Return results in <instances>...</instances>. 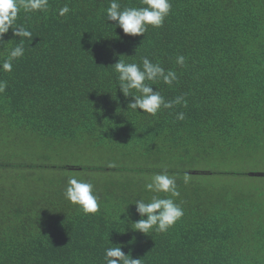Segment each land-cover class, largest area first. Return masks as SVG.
Here are the masks:
<instances>
[{
  "label": "trees",
  "instance_id": "1",
  "mask_svg": "<svg viewBox=\"0 0 264 264\" xmlns=\"http://www.w3.org/2000/svg\"><path fill=\"white\" fill-rule=\"evenodd\" d=\"M170 2L164 24L144 36L107 21L109 0L20 10L17 24L32 40L13 70L0 72L8 84L0 94V264H103L111 243L143 264H264V196L220 180L264 174L199 166L264 152V0ZM64 5L71 11L60 17ZM18 39L11 29L4 35L0 61ZM120 57L175 71L172 86H152L186 106L155 116L129 110L133 98L111 68ZM165 169L177 177L173 199L184 215L166 233L135 232L133 203L151 198L144 186ZM70 177L93 183L97 213L64 198Z\"/></svg>",
  "mask_w": 264,
  "mask_h": 264
},
{
  "label": "clouds",
  "instance_id": "2",
  "mask_svg": "<svg viewBox=\"0 0 264 264\" xmlns=\"http://www.w3.org/2000/svg\"><path fill=\"white\" fill-rule=\"evenodd\" d=\"M49 8V0H0V41L5 34L12 30L13 36L19 38L18 43L7 49V57L0 61V72H11L14 62L25 55V42L32 40V32L23 25L17 24L18 14L22 9L25 13L44 12ZM71 9L64 5L58 10L60 17H65ZM170 0H140V6L122 7L121 0H109L105 9L107 21L116 23V27L123 30L125 35L144 36L149 26L159 28L170 14ZM10 43V42H9ZM176 64L183 67L185 57H176ZM117 74L118 87L124 97H132L133 102L128 104L129 110H142L143 114L152 116L167 109H174L176 105L184 104L183 96L172 100H165L159 90L152 86L154 82H163L172 86L177 81V73L165 70L159 62H152L147 57H141L140 62H128L121 57L111 67ZM8 87L7 81L0 80V94ZM176 119L183 121V112L176 114ZM109 167L115 168L111 163ZM176 175H169L165 169L151 176L150 182L145 184V190L153 193L147 201L137 199L133 204L141 217L131 223L135 232L148 235L150 232L166 233L184 215L176 197L180 196L177 188ZM184 183L189 182L187 173L183 176ZM164 195L161 196L160 194ZM64 198L72 205L78 206L85 215L95 214L100 208V195L95 191L93 183L76 177H70L64 191ZM123 245H113L105 248L103 264H143L142 259H134L131 254L126 255Z\"/></svg>",
  "mask_w": 264,
  "mask_h": 264
},
{
  "label": "rangeland",
  "instance_id": "3",
  "mask_svg": "<svg viewBox=\"0 0 264 264\" xmlns=\"http://www.w3.org/2000/svg\"><path fill=\"white\" fill-rule=\"evenodd\" d=\"M199 166L216 172L264 174V152H261L258 156L253 158L248 157L242 160H239V158L231 160L230 157H228L225 160H219V163L215 166L211 164L208 166L199 164ZM249 176H235L231 174L230 176H225L226 179L220 180L221 184L232 187L234 190L240 192L253 193L256 198L261 195L264 196V178ZM262 215L264 217V209L262 210Z\"/></svg>",
  "mask_w": 264,
  "mask_h": 264
}]
</instances>
